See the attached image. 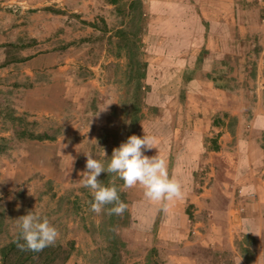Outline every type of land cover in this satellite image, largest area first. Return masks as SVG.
<instances>
[{
    "label": "crops",
    "instance_id": "crops-1",
    "mask_svg": "<svg viewBox=\"0 0 264 264\" xmlns=\"http://www.w3.org/2000/svg\"><path fill=\"white\" fill-rule=\"evenodd\" d=\"M140 1L138 38L140 44L145 42L141 50L146 68L138 127L141 136L152 134L157 139L144 155H159L170 177L183 174L185 183L194 184L197 170L207 166L216 172L213 183H259L264 189V176H257L264 164V1ZM69 2L73 5L69 13L79 20L87 19L83 13L94 8V0H0V125L11 118L3 114L1 82L6 77L12 83L10 94H16L15 117L40 119L63 112L66 60L49 45L65 40L60 31L64 5ZM93 18L89 20L94 22ZM115 105L107 100L100 106L106 111L105 116H97L101 124ZM144 122L151 125L144 129ZM247 186L241 193L250 190ZM252 186L257 191V185ZM203 195L197 196L191 188L184 199L200 204ZM263 196H258L255 214L237 213V233L227 228L214 243L233 252L232 264H264L259 253L264 249ZM230 199L229 203L239 202L238 197ZM225 215L226 224L234 222L228 210ZM249 220L255 226H249ZM241 236L250 239L252 251L256 250L250 263L240 254L245 248L251 252L249 244L240 242Z\"/></svg>",
    "mask_w": 264,
    "mask_h": 264
},
{
    "label": "rangeland",
    "instance_id": "rangeland-1",
    "mask_svg": "<svg viewBox=\"0 0 264 264\" xmlns=\"http://www.w3.org/2000/svg\"><path fill=\"white\" fill-rule=\"evenodd\" d=\"M96 1L93 9L83 13L87 19L82 20L69 13L72 1L65 3V22L60 31L65 40L49 45L60 51L67 66L66 102L59 116L15 117L12 105L16 94L9 92L11 79L6 77L1 82L3 114L12 119L0 125V249L18 238L15 219L32 211L46 217L59 232L56 243L49 246L55 252L53 259L41 260L40 264H110L115 250L117 264H232L233 252L221 250L214 243L229 229L234 234L239 231L238 212L242 216L258 212V196L264 194L259 183H213L216 172L202 166L194 184L185 183L183 174L176 176L184 192L193 188L197 196L204 194L201 203L191 204L183 197L168 204L165 212L162 204L147 201L139 186L119 191L123 181L115 178L120 200L127 205L123 215H108L107 209L112 205L100 214L90 211L91 192L78 183L85 170L86 155L91 153L106 168L113 149L124 142L131 121L135 82L129 80L127 49L119 48L115 31L122 28L131 42L137 40L143 63L141 47H145V42L139 43V18L120 15L115 7H105L103 0ZM89 15L95 17L94 22ZM109 55L115 57L113 62H107L105 57ZM140 94L143 100L142 89ZM107 100L116 105L101 124L97 116H105V108L100 106ZM143 125L146 129L151 123ZM20 129L47 134L54 140H23L17 134ZM140 130L141 125L137 136L143 138ZM256 158L254 153V164ZM263 170L264 164L257 176H264ZM97 179L104 186H111L114 174L104 172ZM247 184L250 190L241 193ZM236 197L238 203H229L230 198L231 202ZM227 210L233 216L230 225L226 224ZM249 222V226L256 224ZM240 238L251 248V252L248 248L240 250L250 263L256 253L255 249L252 251L253 242ZM240 242H234L237 249ZM259 253L264 262V249Z\"/></svg>",
    "mask_w": 264,
    "mask_h": 264
},
{
    "label": "clouds",
    "instance_id": "clouds-1",
    "mask_svg": "<svg viewBox=\"0 0 264 264\" xmlns=\"http://www.w3.org/2000/svg\"><path fill=\"white\" fill-rule=\"evenodd\" d=\"M156 143V137L151 135L144 134L143 138L131 135L126 142L113 149L106 168L91 153L86 155L85 170L80 173L78 183L91 192L90 211L100 214L107 205H112L107 209L108 215H123L127 205L120 200L115 178L123 181L119 191L139 186L148 201L162 204L165 211L168 204L183 199V185L177 178L169 176L165 160L159 155H144ZM104 172L114 174L111 186H104L98 181L97 178ZM15 226L19 230L17 247L21 251H43L54 245L59 237V232L46 217L42 218L32 211L15 219Z\"/></svg>",
    "mask_w": 264,
    "mask_h": 264
},
{
    "label": "trees",
    "instance_id": "trees-1",
    "mask_svg": "<svg viewBox=\"0 0 264 264\" xmlns=\"http://www.w3.org/2000/svg\"><path fill=\"white\" fill-rule=\"evenodd\" d=\"M107 4L114 5L115 9L118 10L120 15L133 18L137 20L141 18V1L140 0H131L126 2L125 0H103ZM89 26L96 27V25L89 23ZM115 36L119 40V48L127 49V59L129 64V73L130 81L135 82V89L133 92V104L131 109V121L129 129L127 130V136L125 137L124 142L127 141L128 137L131 135H138L137 127L139 116L141 113V99L140 92L142 88L141 80L145 77V68L146 64L143 63L139 57L137 40L131 42L128 38V32L119 29L115 31ZM20 139L28 140H54L47 134H34L26 131L25 129H20V132L17 133ZM113 238L116 239V236L113 234ZM22 243V241H21ZM51 247H46L43 251L32 252V251H21L17 247V239L12 241L10 244L2 247L0 249V264H40L41 260L47 261L52 260L55 252L50 249ZM117 250L114 251V255L110 261V264H117Z\"/></svg>",
    "mask_w": 264,
    "mask_h": 264
},
{
    "label": "built area",
    "instance_id": "built-area-1",
    "mask_svg": "<svg viewBox=\"0 0 264 264\" xmlns=\"http://www.w3.org/2000/svg\"><path fill=\"white\" fill-rule=\"evenodd\" d=\"M264 0H259L260 3H262ZM262 23H264V19H262Z\"/></svg>",
    "mask_w": 264,
    "mask_h": 264
}]
</instances>
